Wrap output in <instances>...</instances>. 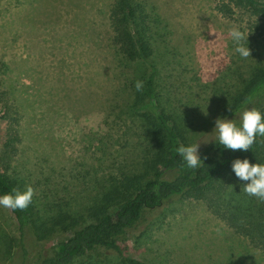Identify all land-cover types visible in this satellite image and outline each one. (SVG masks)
<instances>
[{"label": "rangeland", "instance_id": "obj_1", "mask_svg": "<svg viewBox=\"0 0 264 264\" xmlns=\"http://www.w3.org/2000/svg\"><path fill=\"white\" fill-rule=\"evenodd\" d=\"M147 1L168 23L178 61L172 70L161 67L159 84L171 101L190 96L187 107L199 113L193 120L202 121L239 86L248 66L264 58V31L256 28L260 17L236 8L224 16L213 0ZM110 2L0 0V90L20 115V141L5 163L0 159V170L9 162L7 172L31 186L42 202L59 200L51 194L59 182L72 178L89 187L115 172L125 146L141 131L124 105L127 62L109 40ZM232 28L247 34L250 56L235 52ZM3 114L0 109V153L8 126ZM225 224L205 200L174 197L145 210L118 244L124 254L150 264H223L227 254L232 264H264V251L246 239L239 242ZM0 229L16 231L2 206ZM27 250L29 259L39 253L34 240ZM111 254L110 263L120 264ZM19 259L18 254L8 264Z\"/></svg>", "mask_w": 264, "mask_h": 264}, {"label": "trees", "instance_id": "obj_2", "mask_svg": "<svg viewBox=\"0 0 264 264\" xmlns=\"http://www.w3.org/2000/svg\"><path fill=\"white\" fill-rule=\"evenodd\" d=\"M213 3L224 16L235 8L259 16L256 28L264 31V0ZM107 24L110 42L127 62L122 80L124 105L136 115L141 131L134 132L137 138L125 146L117 170L91 186L70 178L51 188L59 199L55 203L33 195L26 208H8L16 231L11 234L0 229V264H8L18 254L17 264H97L103 260L111 264V253L120 264H150L124 254L118 240L145 210L156 209L174 197L205 200L252 248L264 251V202L243 191L244 182L230 167L235 158L264 163V136L256 137L249 150L233 151L216 144L212 129L217 116L238 119L244 106L264 113V58L248 66L239 86L215 103L216 110L210 109L202 121L195 122L197 109L187 107L192 98L171 101L170 91L159 84L161 67L172 70L178 61L169 46V25L157 8L147 0H111ZM137 81L141 82L139 90ZM0 109L8 117L0 153L5 163L20 141V115L2 90ZM196 142L202 163L196 169L187 168L176 147ZM8 163L0 170V193L25 187L22 179L7 172ZM29 240L39 249L33 259L28 256Z\"/></svg>", "mask_w": 264, "mask_h": 264}, {"label": "clouds", "instance_id": "obj_3", "mask_svg": "<svg viewBox=\"0 0 264 264\" xmlns=\"http://www.w3.org/2000/svg\"><path fill=\"white\" fill-rule=\"evenodd\" d=\"M229 37L239 56H250L246 46L247 34L238 28H232L229 30ZM135 87L139 90L141 82L137 81ZM212 129L215 130L216 144L222 148L243 152L251 148L256 137L264 136V113L259 108L244 106L238 112V119H234L233 116L232 118L217 116ZM176 153L183 159L187 168L196 169L202 163L198 155V142L178 144ZM230 167L235 177L244 182L243 191L264 202V163H249L246 157L235 158ZM32 197L31 186H25L23 190L12 189L9 192L0 193V206L13 210L24 209L31 203Z\"/></svg>", "mask_w": 264, "mask_h": 264}, {"label": "crops", "instance_id": "obj_4", "mask_svg": "<svg viewBox=\"0 0 264 264\" xmlns=\"http://www.w3.org/2000/svg\"><path fill=\"white\" fill-rule=\"evenodd\" d=\"M225 226L229 229V230H231V232L233 233L232 235L234 236V237H238V241L239 242H243L244 241V237H242L241 235H239V234H237V233H235L232 229H230L226 224H225ZM226 231H228V230H226ZM222 232V231H221ZM226 233H228V232H226ZM233 236H231V238L230 239H232L233 238ZM237 254H239L238 252H237ZM233 255L234 256H236V252H235V254L233 253ZM227 256V258H225V260H226V263H223V264H232V262L235 260V259H231V258H229V254H227L226 255ZM237 257V256H236ZM232 258H234V257H232ZM238 258V257H237Z\"/></svg>", "mask_w": 264, "mask_h": 264}]
</instances>
